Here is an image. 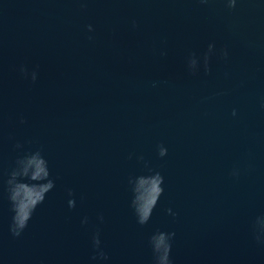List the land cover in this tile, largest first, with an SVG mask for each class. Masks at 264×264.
<instances>
[{"label":"water","instance_id":"1","mask_svg":"<svg viewBox=\"0 0 264 264\" xmlns=\"http://www.w3.org/2000/svg\"><path fill=\"white\" fill-rule=\"evenodd\" d=\"M209 43L228 57L190 74ZM36 149L55 187L14 237L5 181ZM146 162L164 191L139 225L128 179ZM260 214L264 0H0V264H95L97 230L105 264H152L156 230L175 231L173 264H264Z\"/></svg>","mask_w":264,"mask_h":264},{"label":"clouds","instance_id":"2","mask_svg":"<svg viewBox=\"0 0 264 264\" xmlns=\"http://www.w3.org/2000/svg\"><path fill=\"white\" fill-rule=\"evenodd\" d=\"M200 2L207 3L208 0H200ZM224 3L231 10L236 7L237 0H224ZM133 26H135V21H133ZM87 28L89 32L94 30L91 24L87 25ZM91 38L89 37V39ZM165 54L161 52V55ZM213 56L226 59L228 57L227 48L217 49L214 43H209L201 55H197L196 52L189 53L185 58L187 71L195 75L202 66L205 73L210 72V61ZM18 70L25 79H30L32 82L36 81L38 73L35 69L29 71L26 66L20 65ZM156 83L154 81L153 86H156ZM235 114L236 111L233 109V115ZM21 123H24L23 119H21ZM15 147L20 149L22 145L17 143ZM157 155L161 158L167 155V148L163 144L157 146ZM139 159L143 160V157L141 156ZM145 167L148 168L147 162ZM232 174L238 176L239 172L234 169ZM163 181V175L152 168H148L147 174L129 177L128 183L132 193L130 207L139 225L147 224L151 219L152 212L164 191ZM5 183L12 212L9 232L14 237H19L28 227L37 207L44 202L47 194L55 187L48 161L42 151L36 149L17 156L14 165L8 172ZM67 191L70 197L67 201L68 207L74 208L76 200L73 190L69 188ZM167 212L170 215H176L171 208L167 209ZM98 219L103 222V215L100 214ZM81 222L82 224L88 223V218L85 217ZM251 228L254 239L258 243L264 244V214L254 218ZM175 236V231L163 230H156L149 236L148 244L152 252V264H173L172 243ZM91 246L92 255L90 259L95 264H105L109 260V255L102 246L99 230L92 234Z\"/></svg>","mask_w":264,"mask_h":264}]
</instances>
